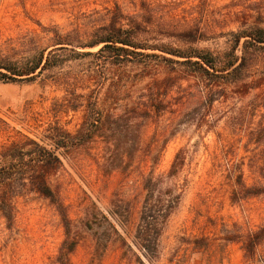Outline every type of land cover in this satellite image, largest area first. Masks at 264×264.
<instances>
[{
	"label": "rangeland",
	"instance_id": "obj_1",
	"mask_svg": "<svg viewBox=\"0 0 264 264\" xmlns=\"http://www.w3.org/2000/svg\"><path fill=\"white\" fill-rule=\"evenodd\" d=\"M139 1L0 0V51L18 59L29 56L50 45L52 29L78 30L87 36L115 3L125 14H132ZM151 1L177 26L201 21L219 26L222 17L230 18L229 13L254 2L263 3ZM236 30L235 25H228L196 46L223 50L225 34ZM153 38L182 46L173 38L159 35H150V44H154ZM147 66L143 69V65L129 63L112 69L114 80L108 100L117 99L116 114L125 104L136 103L152 78L169 76L174 81L164 98L165 110L144 122L139 151L132 162L120 164L113 159L114 153L108 151L103 139L68 153L56 151L62 168L50 185L66 207L72 235L78 241L71 263L264 264V240L252 258L244 256L241 243L264 224V195L232 199L233 191L238 190L237 176L241 175L246 187L264 183V57L258 59L247 81L258 88L245 96L226 88L211 106L200 100V82L191 74L177 66L170 71L154 58ZM97 68L86 57L45 71L32 82L0 83V150L18 134L53 149L48 139L50 128L60 127L73 134L82 122L88 101L109 106L104 97L110 84L106 74L111 69ZM93 70L97 71L96 77ZM149 73L151 77H144ZM98 76L103 81L96 83ZM179 150L184 153V167L176 178L168 179L166 174ZM150 175L163 178L165 185L181 192L178 208L165 224L152 259L135 240L144 197L142 184ZM112 201L121 208L118 216L113 214ZM13 214L10 225L0 215V264H58L64 229L55 208L25 188L14 200ZM111 226L119 237L112 234ZM95 234L110 241L102 256L94 252Z\"/></svg>",
	"mask_w": 264,
	"mask_h": 264
},
{
	"label": "trees",
	"instance_id": "obj_2",
	"mask_svg": "<svg viewBox=\"0 0 264 264\" xmlns=\"http://www.w3.org/2000/svg\"><path fill=\"white\" fill-rule=\"evenodd\" d=\"M253 4L229 13L230 20L222 17L219 26L202 21L201 24L187 22L177 26L167 20L151 0H140L137 11L132 14H125L115 3L106 11L101 23L94 26L87 36H82L78 30L60 32L52 29V32L49 31L52 34L49 38L50 45L29 56L18 59L0 51V83L32 82L45 71L88 57L92 59L95 68L111 69L106 74L110 83L104 97L107 101L112 95L110 89L114 80L113 68L126 67L131 63L143 65V69H147V63L154 58L170 71L177 66L199 80L200 100L203 99L209 106L225 94L226 88H234L239 96H245L259 87L252 86L247 81L258 59L264 57V0L263 3ZM228 25H235L237 30L225 34L227 42L223 50L196 46ZM150 35L173 38L182 46L160 43L155 38L154 44H150ZM84 50L95 51L83 52ZM147 51L159 52L161 55L147 54ZM93 72V77L94 74L96 77L97 71ZM150 75L149 73L144 77H151ZM98 77L96 83L100 80L102 82V78ZM173 86L174 81L169 76L160 80L152 78L136 103L131 106L125 104L120 114H116V98L108 100L109 106L91 104L88 101L84 107L82 122L73 134L60 127L48 130V139L53 149L18 134L17 139L0 150L3 161L0 165V215L5 222L8 225L13 222L14 200L19 191L27 188L35 193L55 208L64 229L57 263L72 264L70 258L78 241L72 235L67 209L58 192L50 185L51 179L62 168V161L56 151L68 153L95 139H103L108 151L114 153H111L113 159L120 164H129L139 151L140 131L144 122L152 114L165 110L164 98ZM72 109L75 111V108ZM184 160V153L179 150L174 155L166 178H176L182 172ZM236 186L238 190L233 191V200L264 195V183L246 187L241 175L236 178ZM142 190L144 197L135 227V240L145 256L152 259L157 254L158 240L165 224L178 208L181 192L165 185L163 178L151 175L143 180ZM112 204L113 214L120 215V206L114 201ZM128 211L127 208L126 212ZM111 230L112 234L119 237L113 226ZM263 240L264 224L242 240L244 256L252 258ZM109 242L95 234V254L102 256Z\"/></svg>",
	"mask_w": 264,
	"mask_h": 264
}]
</instances>
